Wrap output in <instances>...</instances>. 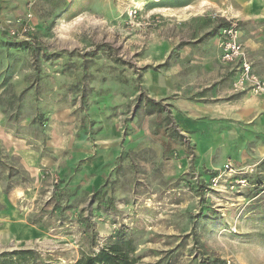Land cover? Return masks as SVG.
<instances>
[{"label":"rangeland","instance_id":"1","mask_svg":"<svg viewBox=\"0 0 264 264\" xmlns=\"http://www.w3.org/2000/svg\"><path fill=\"white\" fill-rule=\"evenodd\" d=\"M224 22L255 66L264 0H0V264L118 232L139 264H264V184L206 182L230 161L264 183V126L219 117L264 97L219 60Z\"/></svg>","mask_w":264,"mask_h":264},{"label":"built area","instance_id":"2","mask_svg":"<svg viewBox=\"0 0 264 264\" xmlns=\"http://www.w3.org/2000/svg\"><path fill=\"white\" fill-rule=\"evenodd\" d=\"M220 35V60L224 64L234 65L238 71L234 86L241 90H250L255 94L264 95V81L253 70L252 62L246 54L244 45L238 39L234 23L222 26ZM244 167L227 161L216 173L208 174L206 179L211 186L226 185L232 192L242 195L245 188L253 184L250 174Z\"/></svg>","mask_w":264,"mask_h":264},{"label":"trees","instance_id":"3","mask_svg":"<svg viewBox=\"0 0 264 264\" xmlns=\"http://www.w3.org/2000/svg\"><path fill=\"white\" fill-rule=\"evenodd\" d=\"M224 25H230V23L224 22ZM153 106L154 109L157 104L149 105ZM254 185L258 184L255 188L260 189L264 183H260L257 179H254L252 182ZM252 184V185H253ZM133 252V247L130 240H123L120 233L115 234L114 240H112L108 245L101 247L94 254L82 255L75 261L73 264H139L134 255H131ZM29 252H24L22 250L14 251L13 253L8 254L11 261L14 257L22 258L24 255ZM7 256V255H6ZM150 264V263H143ZM159 264V263H153Z\"/></svg>","mask_w":264,"mask_h":264},{"label":"crops","instance_id":"4","mask_svg":"<svg viewBox=\"0 0 264 264\" xmlns=\"http://www.w3.org/2000/svg\"><path fill=\"white\" fill-rule=\"evenodd\" d=\"M252 67L253 70H255V72L257 73V75L264 80V77L261 74L264 71V53H259V55L256 56V65H252ZM219 117H224V119L228 120L229 123H231V120L233 121L232 123H235L237 120L243 119V121H245L248 126H251V124L253 126V124L256 123H259L260 125L264 126V97L256 98L255 96H252L250 92H248L242 98L239 99V102L229 106L227 113ZM20 197L21 196H15V198Z\"/></svg>","mask_w":264,"mask_h":264}]
</instances>
